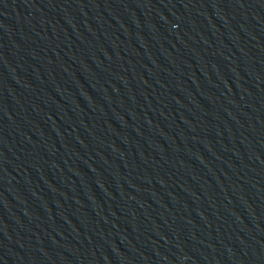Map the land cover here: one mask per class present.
Instances as JSON below:
<instances>
[{"label": "water", "instance_id": "obj_1", "mask_svg": "<svg viewBox=\"0 0 264 264\" xmlns=\"http://www.w3.org/2000/svg\"><path fill=\"white\" fill-rule=\"evenodd\" d=\"M0 75L195 264H264V0H0Z\"/></svg>", "mask_w": 264, "mask_h": 264}]
</instances>
